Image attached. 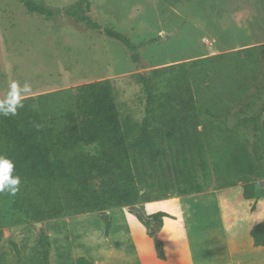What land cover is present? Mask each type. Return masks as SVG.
<instances>
[{
  "label": "rangeland",
  "instance_id": "obj_1",
  "mask_svg": "<svg viewBox=\"0 0 264 264\" xmlns=\"http://www.w3.org/2000/svg\"><path fill=\"white\" fill-rule=\"evenodd\" d=\"M25 1L44 4L60 14L47 20L31 14ZM79 1L0 0V106L33 98V107L48 123L60 125L64 111L73 106L77 87L108 80L122 117L142 124L148 98L140 74L151 77L156 93H161L165 77L173 75L180 64L264 45V0H90L86 16L125 34L140 46L136 54L101 30L69 17L66 9ZM256 59H261L259 54ZM256 74L247 91L233 87L220 92L217 111L211 91L202 92V118L216 123L210 139L218 155L234 150L233 143L253 153L264 140L262 65ZM255 116L261 117L258 131L252 123L240 125L242 119ZM95 149L82 147L76 152L94 154ZM249 178L262 199H244L242 182L222 189L215 181L210 192L185 197L170 193L161 198L147 191L149 201L139 204L146 215H169L158 237L161 253L128 207L106 211V217L102 212L66 214L36 223L14 209L11 189L6 186L0 198V242L4 247L0 264H10L15 257L18 261L25 257L27 264H40L42 228L51 232L54 247L63 240L70 254H86L96 260L94 264H264V247H255L250 235L251 229L264 221V180ZM255 201L257 208L252 212ZM106 218L113 224L109 237ZM11 242L19 246V256ZM63 264L75 261L70 255Z\"/></svg>",
  "mask_w": 264,
  "mask_h": 264
},
{
  "label": "trees",
  "instance_id": "obj_2",
  "mask_svg": "<svg viewBox=\"0 0 264 264\" xmlns=\"http://www.w3.org/2000/svg\"><path fill=\"white\" fill-rule=\"evenodd\" d=\"M24 4L31 14L47 20L60 14L35 1ZM89 4L90 0H80L66 9V14L77 23L101 30L136 54L140 46L125 34L93 23L86 16ZM260 65L264 68V45L180 64L173 69V75L165 77L161 93H156L151 77L140 74L148 98L147 116L142 124L122 117L108 80L77 87L73 106L64 111L60 125L49 124L33 107V98L2 104L0 198L9 186L14 209L25 220L36 223L60 219L66 214L83 215L139 205L149 201L147 191L161 198L170 193L181 197L199 195L210 192L215 181L221 183L222 189L242 182L244 199H260L257 185L249 176L264 180V140L253 153L244 145L233 143L234 150L218 155L210 139L216 123L202 118V92L211 91L217 111L215 102L220 92L233 87L247 91ZM205 111L215 116L210 109ZM260 122L261 117L255 116L242 119L240 125L252 123L258 131ZM90 146L96 147L94 154L76 152ZM240 173L244 175L239 177ZM251 210H256V202ZM135 215L156 241L157 250L163 252L158 237L169 215H147V223ZM106 220L108 235L113 224L109 218ZM39 232V263L51 264L50 237L43 228ZM250 235L255 247H264V221L254 226ZM11 244L19 256V246ZM76 264L92 263L80 257Z\"/></svg>",
  "mask_w": 264,
  "mask_h": 264
},
{
  "label": "crops",
  "instance_id": "obj_3",
  "mask_svg": "<svg viewBox=\"0 0 264 264\" xmlns=\"http://www.w3.org/2000/svg\"><path fill=\"white\" fill-rule=\"evenodd\" d=\"M233 188V187H232ZM227 189H231V188H227ZM262 199V198H260ZM254 201V200H251ZM256 202V201H255ZM256 208H257V202H256ZM164 226H165V222H164ZM112 232V231H111ZM147 232V231H146ZM50 240H51V253H50V263L54 264L55 261H59L61 264H63V262H68L70 260V255H71V259L75 261L76 264V260L80 257H86L88 258L89 256L83 253H78V252H74L73 254H70V248L66 247L65 245H63V240H61V244L58 247H54L53 246V238H52V234L50 231H48ZM68 235V233H67ZM66 235V236H67ZM111 235V233H109L108 235H106L107 237H109ZM68 239V238H67ZM253 240V239H252ZM3 246H2V242H0V251L3 250ZM260 248V247H259ZM73 251V250H72ZM1 257V256H0ZM24 258V259H23ZM21 261H18L17 257L14 258V261L11 262L10 264H27V259L25 257H23ZM90 258V259H89ZM88 259L90 260V262L92 264L95 263L96 260L92 259L91 257H89ZM17 259V262L16 260Z\"/></svg>",
  "mask_w": 264,
  "mask_h": 264
},
{
  "label": "water",
  "instance_id": "obj_4",
  "mask_svg": "<svg viewBox=\"0 0 264 264\" xmlns=\"http://www.w3.org/2000/svg\"><path fill=\"white\" fill-rule=\"evenodd\" d=\"M262 183H264V181ZM127 209L129 212H133L137 214L140 217V219L143 220L145 223L149 222L150 218L146 215L143 208L140 207L139 205L129 206ZM101 214L103 215V217H106L107 212L104 211Z\"/></svg>",
  "mask_w": 264,
  "mask_h": 264
}]
</instances>
